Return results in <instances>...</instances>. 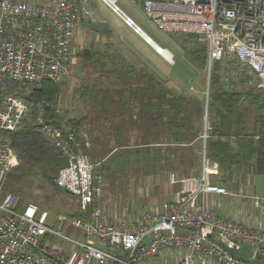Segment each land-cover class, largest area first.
<instances>
[{"label": "built area", "instance_id": "obj_1", "mask_svg": "<svg viewBox=\"0 0 264 264\" xmlns=\"http://www.w3.org/2000/svg\"><path fill=\"white\" fill-rule=\"evenodd\" d=\"M136 34L142 31L118 5L100 0ZM161 32L202 37L206 69L226 52L264 81V0H130ZM87 0H0V131L13 132L27 119V100L43 82L71 77L69 63L74 30L89 15ZM143 37V36H142ZM144 38V37H143ZM145 40V39H144ZM150 44L147 40H145ZM157 54L159 49L153 47ZM168 65L174 57L165 49ZM259 87L264 88V83ZM35 125L66 160L54 184L78 199L80 216L70 224L82 237L70 238L37 222L38 207H16L11 193L0 197V264H144L162 251L180 255L171 264H264V228H249L217 216L208 208L209 194H225L212 183L205 144L210 130L206 115L201 142L200 173L191 188H180L158 212L130 220L109 219L96 203L101 180L88 157L90 143L66 121L45 117L52 104L40 101ZM17 165L9 141H0V195L6 176ZM264 217V197L251 196ZM60 222L64 217H59ZM249 246L247 257L229 249Z\"/></svg>", "mask_w": 264, "mask_h": 264}, {"label": "trees", "instance_id": "obj_2", "mask_svg": "<svg viewBox=\"0 0 264 264\" xmlns=\"http://www.w3.org/2000/svg\"><path fill=\"white\" fill-rule=\"evenodd\" d=\"M224 61L225 57L215 62L210 71L206 158L225 178L235 174L264 176V88L259 87L258 77L246 66L244 73L234 65L235 70L230 69L231 76L227 77L221 67L229 62ZM164 83L129 68V90L91 92L97 118L88 131L92 145L88 157L100 160L99 170L107 178L145 170L146 175L173 174L183 179L199 171L205 99L169 89ZM248 83L253 84L248 87ZM58 95L57 84L43 82L27 98L32 104L28 117L19 129L10 132L8 140L17 159L5 180L11 187L36 173L55 185L59 169L66 165L35 125L40 101L53 106L45 109V117L61 121L55 109ZM86 119L66 122L80 133Z\"/></svg>", "mask_w": 264, "mask_h": 264}, {"label": "rangeland", "instance_id": "obj_3", "mask_svg": "<svg viewBox=\"0 0 264 264\" xmlns=\"http://www.w3.org/2000/svg\"><path fill=\"white\" fill-rule=\"evenodd\" d=\"M98 4L100 5V3ZM117 5L136 21L157 46L167 49L174 57V64L168 65L161 57L152 53L138 38H132L129 34V39L126 37L118 38L122 42L129 43V68L135 69L138 75L146 72L162 81H166L168 85L169 83L178 85L182 90H187H183L184 92L201 96L200 98L206 101L208 95V92L206 95L207 84L209 86L210 78V73L205 67L207 60L206 41L202 37L161 32L142 14L141 8L133 6L130 0H119ZM102 11H105L104 7ZM99 26L104 27L103 25ZM224 57L226 59L224 63H229L222 64L221 69L223 72L228 73L225 74L227 77L231 76L230 69L235 70L232 69L234 65L236 67L233 68H238L239 71L245 70V66L237 63L232 54L226 52ZM70 70L71 77L57 83L59 95L55 109L61 121L86 117V125L83 126L80 134L83 135L86 132V135H88V131H90L93 122L96 123L95 119L97 118L95 115L96 105L90 97L93 95L91 92L100 89L105 91V88L108 87L105 84H98V77H95L94 68L80 67L76 72L77 70L72 66ZM257 80L258 85L264 83L259 78ZM122 84L124 85L125 81ZM252 84L248 83L246 86L249 87ZM189 87H192L194 92L189 91ZM109 92L111 91L109 90ZM87 121L88 123H86ZM9 135L8 132L0 131V141H8ZM88 138L90 139L89 136ZM90 160L95 165L96 173L94 175L101 180V195L95 205L103 210L107 217L115 221L130 220L133 216L142 215L145 212L156 213L159 211L157 208L166 203L170 197L175 196V192L180 187L178 184H173L174 181L171 183L168 180L171 178L167 175H162V173L158 176L146 175L145 170H139V173L135 172L134 174L126 171L124 174H118L115 179L107 178V175L99 170L100 163L98 161L100 160L93 158V156ZM207 160L214 163L208 158ZM217 168L215 165L214 168L209 169L211 178L220 176ZM198 172L194 177L195 179L187 180V184L196 181L200 173ZM262 176L258 177L259 180H264V176ZM6 193L15 195L17 199L16 207L19 210L29 203L36 205L38 207L37 222L54 230H60L70 238L82 237V232L70 224L72 219L80 216L78 199L55 185L47 183L40 174L26 175L14 187H11L8 182L4 183L0 197H3ZM59 217H64V221L60 222ZM242 247L249 249L247 245ZM177 253L176 251H162L157 257L146 260L144 264H171Z\"/></svg>", "mask_w": 264, "mask_h": 264}, {"label": "crops", "instance_id": "obj_4", "mask_svg": "<svg viewBox=\"0 0 264 264\" xmlns=\"http://www.w3.org/2000/svg\"><path fill=\"white\" fill-rule=\"evenodd\" d=\"M98 3H100V5ZM102 6L105 11H102ZM86 7L89 9V15L81 18L74 30V38L71 46L72 60L69 63V68L73 66V68L77 70L76 72H78L80 67L88 66L94 68L95 77H98V84H105L108 87L105 88V91L120 89L129 90V43L122 42L118 38L126 37L129 39L130 34L132 38H138V40L148 47L152 53L159 57L161 56L154 51L153 47L148 44L142 36L136 34L131 28L127 27L122 20L100 0H87ZM123 11L129 16L125 10ZM134 22L147 36L135 20ZM99 25H103L104 27H100ZM161 58L165 62L163 57ZM123 81H125L124 85L122 84ZM163 82H165L164 84L167 87L169 86V89H174L177 92L184 90L178 85L170 83L168 85L164 80ZM120 84L122 85L120 86ZM188 89L194 92L192 87ZM197 90L199 89L197 88ZM100 91H102V89H100ZM207 92L208 89L206 95ZM205 115L206 101L204 116ZM82 136L89 141V150H91V142L88 135L83 133ZM217 169L219 170V168ZM219 172L220 176L211 178V181L224 188L226 192L225 194H209L208 208L221 218L232 219L249 228H264V217L253 207L250 198L251 196L264 197V180H259L260 178L258 177L260 176L254 174H235L231 178H225L223 172L221 170H219ZM196 175L197 173L188 178L178 179L175 175L170 174L168 176L171 179L168 180H170L171 183L174 181L173 184H178L180 186L179 189L183 187L191 188L195 183L189 182L187 184V180L194 178ZM178 190L175 192L176 194ZM176 194L172 198L170 197L166 202L173 201ZM158 209H160V206L157 210ZM229 252L235 257H247L249 249L247 250V248L241 246L238 250L229 249ZM180 254L177 253L175 259H177ZM173 260L174 259H172V261ZM208 264H214V262L208 260Z\"/></svg>", "mask_w": 264, "mask_h": 264}, {"label": "bare ground", "instance_id": "obj_5", "mask_svg": "<svg viewBox=\"0 0 264 264\" xmlns=\"http://www.w3.org/2000/svg\"><path fill=\"white\" fill-rule=\"evenodd\" d=\"M149 39H150V38H149ZM150 42L153 43L151 39H150ZM153 44H154V43H153ZM155 48H156V49H159V53H160L159 55H160L161 57L169 58V55H168V53H167V51H166L165 49L158 47L156 44H155Z\"/></svg>", "mask_w": 264, "mask_h": 264}, {"label": "water", "instance_id": "obj_6", "mask_svg": "<svg viewBox=\"0 0 264 264\" xmlns=\"http://www.w3.org/2000/svg\"><path fill=\"white\" fill-rule=\"evenodd\" d=\"M142 36L144 37L145 40H147L150 43L152 47H155V44H153L154 42L151 43L149 37H147L143 32H142ZM207 89H208V84H207Z\"/></svg>", "mask_w": 264, "mask_h": 264}]
</instances>
